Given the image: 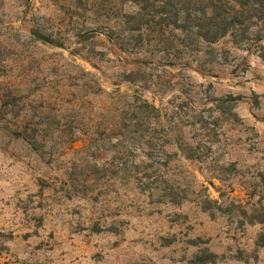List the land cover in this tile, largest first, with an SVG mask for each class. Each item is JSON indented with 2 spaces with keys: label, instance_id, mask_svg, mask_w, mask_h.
I'll use <instances>...</instances> for the list:
<instances>
[{
  "label": "rangeland",
  "instance_id": "rangeland-1",
  "mask_svg": "<svg viewBox=\"0 0 264 264\" xmlns=\"http://www.w3.org/2000/svg\"><path fill=\"white\" fill-rule=\"evenodd\" d=\"M134 9L0 0V264H264V39L175 64L151 39L127 59L108 35ZM139 68L148 82L124 78ZM137 92L167 125L183 105L193 144L197 116L204 161L162 139L165 182L135 167L148 157L122 136L118 95Z\"/></svg>",
  "mask_w": 264,
  "mask_h": 264
},
{
  "label": "trees",
  "instance_id": "trees-1",
  "mask_svg": "<svg viewBox=\"0 0 264 264\" xmlns=\"http://www.w3.org/2000/svg\"><path fill=\"white\" fill-rule=\"evenodd\" d=\"M131 1L134 2L135 9L123 12L121 16L128 31L108 35L109 41L116 42L117 48L127 54V59L131 54H137L144 43L151 39L158 40L159 52L169 60V64H175L176 60H188L190 56L199 62L198 54L207 53L210 45L227 36L232 38L236 47L248 50L258 48L257 43L264 39V0ZM174 41L179 45L172 44ZM165 42L168 44L165 45ZM124 78L131 83L149 81L140 68L125 73ZM118 99L122 101L119 118L122 136L128 143H138L139 149L148 157L147 161L135 162V167L144 164L143 167L154 168L156 183L165 182L161 178V171L169 165V157L172 155L156 150L160 140L173 141L188 159L198 161H204L207 157L205 152L212 150V146L208 145L209 140L205 139L209 137V131L206 126L197 127L196 115L188 116L195 117L190 125L195 130L194 136L199 137L197 143H190L188 139L181 137V118L186 114L183 105H172V115L168 120L170 125H167L162 123V109L138 92L118 95ZM217 102L221 109L227 100ZM191 105L192 109L196 107ZM170 134H173L172 137ZM144 145L147 148L144 149ZM126 147V153H130V149H136L129 145ZM177 153L178 151L173 155ZM129 167L127 162V170Z\"/></svg>",
  "mask_w": 264,
  "mask_h": 264
}]
</instances>
